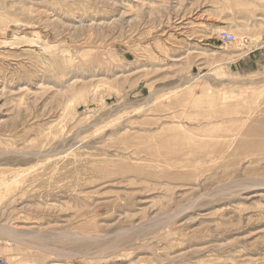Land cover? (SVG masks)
<instances>
[{
  "label": "rangeland",
  "instance_id": "1",
  "mask_svg": "<svg viewBox=\"0 0 264 264\" xmlns=\"http://www.w3.org/2000/svg\"><path fill=\"white\" fill-rule=\"evenodd\" d=\"M263 45L264 0H0V258L264 264Z\"/></svg>",
  "mask_w": 264,
  "mask_h": 264
},
{
  "label": "built area",
  "instance_id": "2",
  "mask_svg": "<svg viewBox=\"0 0 264 264\" xmlns=\"http://www.w3.org/2000/svg\"><path fill=\"white\" fill-rule=\"evenodd\" d=\"M218 40L221 43L224 44H230V43H235L237 41V38L234 34L228 32V31H220L218 34ZM246 39H242L241 43H246ZM260 52L264 56V45L260 47ZM0 264H8V262L2 258H0Z\"/></svg>",
  "mask_w": 264,
  "mask_h": 264
}]
</instances>
